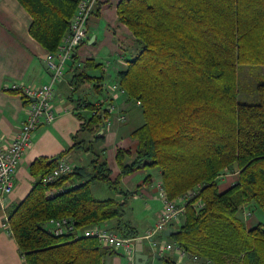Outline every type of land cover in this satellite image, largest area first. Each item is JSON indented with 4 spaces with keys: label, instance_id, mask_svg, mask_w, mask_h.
Returning <instances> with one entry per match:
<instances>
[{
    "label": "trees",
    "instance_id": "obj_1",
    "mask_svg": "<svg viewBox=\"0 0 264 264\" xmlns=\"http://www.w3.org/2000/svg\"><path fill=\"white\" fill-rule=\"evenodd\" d=\"M17 1L30 15L31 37L55 52L79 0ZM116 16L132 35L123 54L126 65L116 74L118 84L127 100L139 101L143 118L130 136L132 158L124 164L130 150L117 149L114 179L107 162L95 156L87 167L76 166L45 183L59 159L84 145L75 142L54 161L37 158L29 168L31 189L6 219L25 264H105L107 256L117 254L112 248L81 232L53 236L46 224L68 217L82 229L115 220L117 234L138 237L124 218L125 203L95 198L90 185L102 182L123 193L121 176L149 169L158 171L168 199L197 191L184 202L176 232L165 237L186 259L264 264V221L246 226L238 217L243 207L264 215V79L249 69L251 82L244 83L242 98L239 94L243 68L264 66V0H119ZM99 66L86 60L82 70L76 69L74 90L92 83L100 93L102 78L87 74ZM81 101L89 115L78 114L80 129L99 141L109 117L105 102ZM92 151L89 144L85 152ZM222 174L232 178L220 189ZM158 259L182 264L170 256Z\"/></svg>",
    "mask_w": 264,
    "mask_h": 264
},
{
    "label": "crops",
    "instance_id": "obj_2",
    "mask_svg": "<svg viewBox=\"0 0 264 264\" xmlns=\"http://www.w3.org/2000/svg\"><path fill=\"white\" fill-rule=\"evenodd\" d=\"M118 2L119 0L96 1L97 5L87 25V37L66 63L64 76L55 86L52 108L57 116L52 123L41 125L35 130L32 145L24 152L15 173L12 192L0 196V264H25L15 238L5 221L7 212L31 189L34 179L29 174V168L37 158L52 159L73 146L75 142L81 141L84 145L83 149L73 148L62 159L74 167H87L97 156L99 163L107 162L112 179L119 173V166L115 160L117 149L130 150L131 156H124V164L132 158L135 142L130 136L143 123L140 105L136 101L127 100L126 93L120 94L111 89V86H119L116 74L126 65L123 54L126 53L125 47L130 46L129 42L132 39L127 27L117 21ZM30 23V15L17 0H0V140L14 137L26 116L25 98L18 92L11 91L10 85L22 83L27 86H39L50 81L51 71L45 68L47 67L45 56L49 52L29 34ZM86 60H93L96 64H100L97 71H87L91 77L102 78L100 93L95 91L92 83H84L74 90L73 76L76 69H83ZM109 67L114 76L112 78H109ZM81 100L96 104L103 101L105 107L113 106V111L109 113L105 125L97 134L98 137L102 136L99 141L94 140L93 134L80 129L82 121L78 118V114L84 117L89 115L88 110L84 108L85 103H81ZM119 115L126 116L125 122L117 120ZM89 144L92 145L91 153L85 152ZM147 175L151 178L145 181ZM228 178L229 176L226 179ZM226 179L221 182L223 185ZM98 183L101 184L93 182L90 185L91 192L97 199H117L125 203L126 210L129 199L130 206L134 205L133 200L141 203L143 211L138 221L140 229L136 226L137 222L126 212L124 216L132 222L140 237L153 227L162 208L158 187L161 182L156 169L141 170L121 176L119 187L123 193L125 192L124 194L128 195L113 192L107 184ZM109 191H112L115 196ZM115 223V220H111L100 225L112 229ZM167 229L176 231L171 226ZM143 252L148 255L147 263L161 264L158 259L160 257H155L145 240H143ZM116 253L107 256L105 264H133V260L128 259L129 256ZM164 255L172 257L178 263L187 264L183 260H177L173 253L167 252Z\"/></svg>",
    "mask_w": 264,
    "mask_h": 264
},
{
    "label": "built area",
    "instance_id": "obj_3",
    "mask_svg": "<svg viewBox=\"0 0 264 264\" xmlns=\"http://www.w3.org/2000/svg\"><path fill=\"white\" fill-rule=\"evenodd\" d=\"M97 0H79L75 12L69 21L67 33L63 36L55 52H49L45 56L47 68L51 71L50 81L39 86H27L22 83H13L9 89L18 92L27 100L25 120L20 130L12 138L0 140V196L8 195L14 188L15 173L20 164L24 152L31 147L35 130L45 124L52 123L57 114L52 108V101L55 96V86L64 76V66L72 58L76 48L86 37V23L91 15L92 8ZM112 90L125 93L120 86H111ZM139 105V101H136ZM107 112L113 111V106L106 107ZM117 120L124 122L125 115H119ZM74 166L59 159L56 167L44 178L45 182H51L59 176L72 172ZM161 194L162 208L158 214L153 227L146 231L142 237H122L111 228H106L100 224H93L82 229L75 226L72 218L62 217L51 219L47 222V231L53 236H64L81 232L83 236L95 238L102 245L112 248L124 256H133L134 243L137 238L145 240L155 255L162 257L165 253H173L179 260L186 256L177 244L168 241L163 232L181 222L184 216V202L196 194L194 191H187L176 199H168L161 184H158ZM198 207L202 202L198 201ZM7 224V221H5ZM8 225V224H7Z\"/></svg>",
    "mask_w": 264,
    "mask_h": 264
},
{
    "label": "rangeland",
    "instance_id": "obj_4",
    "mask_svg": "<svg viewBox=\"0 0 264 264\" xmlns=\"http://www.w3.org/2000/svg\"><path fill=\"white\" fill-rule=\"evenodd\" d=\"M95 6H96V3H95V5H94V7L92 8V12L94 11V9H95ZM92 12H91V14H92ZM73 16V15H72ZM90 17H91V15L89 16V19H90ZM72 18V17H71ZM70 18V19H71ZM89 19H88V21H89ZM70 21V20H69ZM88 21H87V23H86V34H87V25H88ZM69 28V27H68ZM67 33V32H66ZM87 37V36H86ZM86 37L81 41L82 43L85 41V39H86ZM130 43V42H129ZM69 61V60H68ZM67 61V62H68ZM66 62V63H67ZM100 67V66H99ZM99 67H97V68H94V67H92V68H90V69H88L87 71H89V70H95V71H97V69L99 68ZM65 68H66V64H65V66H64V72H65ZM251 70V72L255 75V76H257V77H259L260 79H264V66H259V67H245V68H243V70L240 72V74H239V76H240V85H239V94H240V97L242 98V96L247 92L246 90H245V82H251V79H252V74H250L249 72H250V70ZM79 70H82V69H79ZM111 67H109V70H108V74H109V78L111 77H114L113 76V73H111ZM100 74L102 73L100 70L98 71ZM104 75V74H103ZM106 78H108L107 76H106ZM109 78H108V80H109ZM110 81V80H109ZM140 105V104H139ZM120 122V121H119ZM125 122V121H124ZM123 123V122H122ZM141 171V170H140ZM230 178H232V177H230L229 176V179H226V176H225V174H222L221 176H220V179H219V181L220 182H224V180L226 179V181H225V185H223V186H220V189H223L224 187H227L228 186V184H229V181H230ZM97 184H101V183H98L97 182ZM111 189V188H110ZM112 190V189H111ZM113 192H115L114 190H112ZM112 191H109L110 193H111V195H113V196H115V194L112 192ZM112 196V197H113ZM131 200L129 199V201H128V209L126 210V206H124L125 207V212H126V214L127 215H129V217L130 218H133V220L135 221V222H137V228L138 229H140V225H138V221L140 220V218L142 217V215H141V213H142V208H141V203L139 202V201H137V200H133V202H134V205L133 206H130V202ZM129 210V212H127ZM238 217L241 219V221H243L244 223H245V225L246 226H254V225H256L258 222H261V221H264V215L258 210V209H253V208H246V207H243L242 208V210L238 213ZM116 224V223H115ZM155 224V223H154ZM142 226V225H141ZM147 246V245H146ZM175 256V255H174ZM176 257V256H175ZM177 260H179L178 258H177ZM184 261L185 263H187V264H201L202 262L200 261V262H195V261H193V260H190V259H186V256H184V258H182L181 260H179V261Z\"/></svg>",
    "mask_w": 264,
    "mask_h": 264
},
{
    "label": "water",
    "instance_id": "obj_5",
    "mask_svg": "<svg viewBox=\"0 0 264 264\" xmlns=\"http://www.w3.org/2000/svg\"><path fill=\"white\" fill-rule=\"evenodd\" d=\"M45 68H47L45 66ZM58 156H55L52 158V160H57ZM176 231H173L171 229H166L163 232V236H170L172 233H175ZM108 248V247H107ZM129 260H133V264H147L148 255L143 252V242L141 238H137L134 243V254L133 256L128 257Z\"/></svg>",
    "mask_w": 264,
    "mask_h": 264
}]
</instances>
